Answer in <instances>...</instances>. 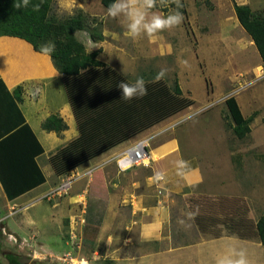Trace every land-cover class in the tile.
<instances>
[{
	"label": "crops",
	"instance_id": "1",
	"mask_svg": "<svg viewBox=\"0 0 264 264\" xmlns=\"http://www.w3.org/2000/svg\"><path fill=\"white\" fill-rule=\"evenodd\" d=\"M96 1L98 5L100 1ZM182 1L185 9L184 22L179 27L164 31L155 41L144 36L134 39L135 49H141V53L139 57H130L127 64L133 67L137 61H140L143 65L145 59L144 64L147 63V67L150 68L151 64L160 67V60L169 57L173 80L169 82L166 77L164 79L169 85L176 80L183 95L194 101L193 106L82 164L78 168L82 172L98 166L99 168L90 180L84 178L75 183L70 196L65 199L67 209L74 211L75 205L82 198L81 192L87 187V192L92 195L96 193L95 200L100 204L103 203L105 208L96 230L95 244L100 243L106 227L114 226L117 218H121L119 224L125 226V231H136V240L145 249L150 245H158L157 249L145 251L143 254L139 252L128 254L125 264H215L216 258L229 247L245 249L251 264H258L253 259L255 260L260 254L263 264V255L260 252L264 250L255 227L258 218L264 213L263 120L258 121L256 110L247 116L244 115V112L247 113L246 106L243 105V98L246 95H241L240 98L234 96L244 118L252 114L256 115L250 124L251 132L243 139L233 136L225 104L224 107L214 106L206 110L212 111L210 114V111L206 113L209 114L208 117L203 114L206 118L203 122L184 123L185 125L181 122L180 125V119L184 117V112L191 108L223 95L226 97L236 77L243 75L240 71L253 72L252 74L255 75L258 68L264 67L252 39L245 31L247 37L240 35V39L237 40L243 57L251 62V66H240L236 75H231L232 52L228 45L220 56L212 58L216 50L218 53L219 48L225 47L223 42L227 44V41L224 40L230 39L231 36L235 37L234 31L237 35L240 34L237 31L238 20L233 6L231 9L233 19L230 20V24L226 23L227 16L220 12L215 16L214 20L219 25L221 35L211 36L210 34L215 30L212 24L206 23L205 26L199 27L196 18L197 3L191 6L186 3L187 0ZM215 1L211 0V2ZM224 2L227 4V0ZM225 8L229 13V8L227 6ZM155 10L167 14L157 8ZM228 25L230 27L227 30ZM198 30H202L204 36L196 42V50H194L197 53L196 57L193 48L188 45V33L195 34ZM172 35L176 44L173 48L168 44V40L164 39V37L170 39ZM101 45L91 49L92 51L100 49L101 52L97 56L99 61H101L99 57L105 53L104 44ZM188 50L192 51L197 69L203 74L205 93L195 92L191 86V71L188 63L187 65L182 63L186 59L181 57L183 54L187 56ZM38 53L31 44L22 39L0 37V200H4L5 207L9 204L13 207L18 201L31 194L44 195L54 188V184H58L60 180L57 183L55 179L50 182V177L56 178V175L49 158L51 154L78 136L63 78L51 59ZM122 53L124 55L122 49L115 50L116 56ZM117 61L118 59L115 58L101 62L107 66L113 65L125 74L122 65ZM206 65L213 67L212 78L205 73ZM157 73L159 72L146 71L142 74L141 70L129 78L135 81L136 79L132 77L142 74L145 80ZM18 87L21 89L20 101H17L13 95V91ZM37 87L41 91L35 95L28 91ZM247 97L250 100L254 99L252 95ZM254 104L255 101L251 100L250 107ZM225 113L228 121L223 117ZM51 115H58L66 125V129L59 133L43 130L42 123ZM166 121L169 122L163 124ZM254 123L258 128L255 135H253ZM156 129L158 132L153 134L156 136L150 141L147 149L149 154L147 163L126 172H119L113 159L138 140L151 136ZM179 160L190 162L191 171L186 175L178 174L176 165ZM157 171L165 173L164 181L156 182L151 179ZM89 188L92 191H89ZM177 200L182 201L187 209L189 208V214L196 213L194 218L189 215L194 229L185 237L188 243L179 244L173 234L165 233V229L172 223V207ZM125 212L128 219L124 218ZM256 212L257 218L254 216ZM204 216L232 217L233 220L229 219L223 224L224 227L230 228L235 224L233 221L237 220L236 222L240 226L243 225L241 227L246 229L247 233L208 235L207 228L201 226L200 219ZM245 220L252 222L250 224ZM129 239L126 238L124 241L128 242ZM124 244L122 242L123 246ZM123 248L130 250L129 246ZM112 251L111 256L114 258L124 256L119 255L120 249Z\"/></svg>",
	"mask_w": 264,
	"mask_h": 264
},
{
	"label": "rangeland",
	"instance_id": "2",
	"mask_svg": "<svg viewBox=\"0 0 264 264\" xmlns=\"http://www.w3.org/2000/svg\"><path fill=\"white\" fill-rule=\"evenodd\" d=\"M172 1V4L166 6L164 13H168L169 11L176 8V0ZM96 2V0H54L51 15L56 17L57 19L62 20L75 15L79 10L82 11L89 18L90 26L92 28H96L98 32H101L104 41L101 43H94L90 40L87 32L84 31L75 33L77 39L85 45L88 52L92 51L91 49L99 47V45L102 46L101 44H104L105 53L102 54L99 59L105 62L106 60L108 61L109 59L113 60L117 58V62L122 65V69L125 70V74L128 76L122 73V70L118 69L117 67L113 65V67L111 65L108 66L117 70L128 80H130L129 76H134L141 70L142 74H144L146 71L160 72L163 69L166 70L165 77L169 82H171L173 80V76L172 72L170 71L171 62L169 57L160 60V67L154 64H151L150 68L147 67V63L146 65L144 64L146 62L145 59V62H142L143 65L140 63V61H137L133 67H131L130 64H127L130 57H139L141 49H135L136 45L134 44V39L128 37L123 19L108 17L106 14V9L101 5L100 2L98 3V5H96ZM181 2L183 1L179 0L180 4ZM186 3L191 6L197 3L198 8L196 18L199 27L205 26L206 23L212 24L213 27H215V30L210 34L211 36L221 35L219 25L214 20L215 16L219 12L224 16H227L226 23L230 24V20L233 19L231 13L233 3H246L250 6L253 12L264 14V0H227V4H225L224 0H216L215 2H211V0H187ZM225 6L229 8V13H227V8H225ZM155 9L153 11H156ZM157 10L159 9L157 8ZM178 10L180 11L181 7ZM184 20L185 19H183V22ZM236 25L239 27L237 31L240 34L237 35V33L234 31L233 35H235V37L233 38L235 39H233L231 36L230 39L224 40L227 41V44L223 42L225 47L219 48L218 53L215 49L216 53L212 57L214 58L215 56H220L224 52V48H228V45L232 52V57H230L231 75H236L240 66H251V62L243 57L244 55L243 53H241L242 51L238 42V40L240 39V35H243V37H247V34L244 32L238 22ZM229 27L230 25L227 26V30L229 29ZM229 33L232 34V32ZM202 36H204L202 30H198L195 34L188 33V45L193 48L194 53V50H196V42ZM164 39L168 40V44H170L172 48L176 46L173 41V35L170 39L166 37H164ZM121 49L124 51V55L122 53L121 55L119 54L118 56H116L115 50ZM136 50H138L139 52ZM186 55L187 56L183 54L181 55V57L184 60L186 59L188 68L191 71V86L193 88V91L205 93L206 88L203 74L197 69L196 59L194 58L192 51L188 50ZM195 56L197 57V53H195ZM212 68L213 67H209L208 65H206L204 68L205 73L209 74L211 78ZM240 73H242L245 77L246 86H244V88L242 89L236 88L237 84L240 82V79L236 77V80L235 82H233V85L229 91L230 93H233V96H238L239 98L241 95H246L244 96L245 98H243V105L246 106L247 113L244 112V115L247 116V114H250L251 112L256 110L258 121L259 119L260 121L262 119L264 122V78L254 84H251V80L254 77V75L252 74L253 72L243 73L242 71H240ZM142 74L134 78L132 77V79H136L137 77H144ZM241 82H244V80L241 79ZM170 85L173 86V84ZM229 94L226 95V97H224L223 95L222 97L212 99V101L191 108L189 111H185V114L183 115L184 117L180 119V125L184 123L195 124L205 121L206 118L203 114L205 113V116L208 117V115L212 111L209 110V112L206 110L210 108L212 109V107L214 106L224 107V100L229 97ZM247 95H252L254 97V99H251L255 101L254 106L250 107L251 100L249 97H247ZM219 100L220 102H218ZM240 105L242 106V104ZM207 112H209L208 115L206 114ZM226 115L227 113L223 114V117L225 121H228L225 118ZM168 122L166 121L163 124H166ZM256 123H254V125ZM256 125L255 127L253 126V135L258 132V128L256 127ZM162 126L160 125V127ZM157 130L158 129L154 130L155 132H152L151 135L158 132ZM79 167H76V169H71L68 173L61 176H57L54 172L56 178L50 177V182H53V180L55 179V182L57 183L63 176L68 175L72 170L79 171ZM56 185L57 184H54V186ZM93 185L94 183L91 184V188L93 187ZM73 186H75V184ZM72 189L67 195L53 200H48L46 198L41 199L45 194L41 196L31 194L18 201V203H16V205H14L13 207H11L10 204L8 205V207H5L3 204L4 200H0V264H70L69 259H65L64 256L67 257V255L70 253L73 255L68 243V239L70 232L74 226L78 229V232L80 230L82 234L81 247L77 251V253H74V257L78 259V263H81L80 260L84 259L88 264H125L128 254L132 255L135 252L143 254L145 251H150L151 249L158 248V245H150L147 247V249H145L144 246L136 240V231H125V226L123 224H119L121 222V218H117V223L114 226L106 227L100 243L95 244V235L97 232L96 230L99 224V220L101 219V215L103 214L105 209L104 204H100L95 200V191V194L92 195L90 192H87V187H85V191L81 192V200L75 205L76 208L72 212L70 211V209H67L68 207L65 201V199L70 196ZM90 190L92 191V189L89 188V191ZM188 209L182 201L177 200L172 207V223L167 227V229H165V233L173 234L176 237L175 241L179 244H182V242L188 243V240H186L187 238L185 237L186 235L191 234L192 230L194 229V227L191 225V220H189L190 217ZM258 210L260 211L261 209ZM209 211L207 213H209ZM124 216L125 219H128V217L126 216V212ZM254 216L255 218H257L258 213L256 212ZM229 219L233 220V218L229 216H225L224 218L204 216L200 220L202 222L201 226L203 225L204 227H206L208 230V235L211 236H217L218 234H233V232H237L238 234L247 233L245 232L246 229H243L241 227L243 225L240 226V224L236 222L237 220L233 221V224L234 222L235 224L230 228L224 227L223 224L227 223ZM181 221L183 223H181ZM245 221L249 222L250 224L252 222L251 220ZM126 238H130L128 242L124 241V239L126 240ZM122 242L125 243L124 246L122 245ZM126 246H129L130 250L128 248L124 250L123 247ZM119 249V255L124 256H119V258L112 257V250ZM260 253H262L263 255L264 264V252L261 250ZM253 261L261 264L262 260L260 254H258L255 260L253 259Z\"/></svg>",
	"mask_w": 264,
	"mask_h": 264
},
{
	"label": "trees",
	"instance_id": "3",
	"mask_svg": "<svg viewBox=\"0 0 264 264\" xmlns=\"http://www.w3.org/2000/svg\"><path fill=\"white\" fill-rule=\"evenodd\" d=\"M100 2L107 9L113 0ZM14 3L15 0H0V37L22 39L37 52L42 44H55L50 59L63 78L77 125L78 136L49 158L57 176L193 106L194 101L183 95L176 80L171 86L164 78L155 80L156 75L145 79L146 96L124 100L117 84L129 80L97 59L100 49L88 52L75 35L84 31L92 42L103 41L101 32L90 26L89 18L82 11L60 20L51 15L54 0H30L29 6L21 9L14 8ZM172 3L167 0L161 5L157 0V8L164 12ZM33 4H40V10L33 11ZM180 5V12L184 14V4ZM233 10L240 26L252 39L264 67V14L236 3H233ZM20 92L19 87L13 91L17 101L21 100ZM224 104L233 136L245 138L251 132L250 124L256 115L244 118L234 96L226 98ZM42 129L59 133L66 125L58 115H51L42 123ZM255 227L264 250V213Z\"/></svg>",
	"mask_w": 264,
	"mask_h": 264
},
{
	"label": "clouds",
	"instance_id": "4",
	"mask_svg": "<svg viewBox=\"0 0 264 264\" xmlns=\"http://www.w3.org/2000/svg\"><path fill=\"white\" fill-rule=\"evenodd\" d=\"M167 0H160V4H166ZM30 4V0H15L14 8H26ZM41 5L33 4V11H39ZM157 7V0H113L106 9V14L110 18H122L128 35L133 38L147 37L151 41L160 38V34L166 30L179 27L183 22V14L178 10L181 5L179 0H176V8L169 11L167 14L153 11ZM55 51V44L48 42L42 44L39 55L51 57ZM187 65V61H182ZM166 75V70H161L157 73L155 80L159 81ZM117 87L122 91V98L130 101L134 98H142L147 95L146 81L143 77H137L135 81L129 82L126 80L120 81ZM33 95L39 93L41 90L37 87L29 89ZM178 174L186 175L191 171L190 162L179 160L177 161ZM152 180L159 182L165 180L164 172H154ZM196 213L189 215L194 218ZM181 223H183L181 221ZM215 264H251L248 259L245 249H237L229 247L224 253L216 258Z\"/></svg>",
	"mask_w": 264,
	"mask_h": 264
},
{
	"label": "built area",
	"instance_id": "5",
	"mask_svg": "<svg viewBox=\"0 0 264 264\" xmlns=\"http://www.w3.org/2000/svg\"><path fill=\"white\" fill-rule=\"evenodd\" d=\"M259 69V70H258ZM258 73L254 75V77L251 80V84H254L258 82L259 80L264 78V68H258ZM240 79V82L237 84L236 88L242 89L244 86H246V80L243 75H239L238 77ZM241 79L244 80V82H241ZM235 92V90H234ZM233 93L231 92L229 96H233ZM228 98V97H227ZM156 135H151L144 137L137 142L134 143V145L126 148L122 153L117 155L113 161L116 164L119 172H126L134 167L145 165L149 159L148 154V147L150 144V141L155 137ZM99 168L94 167L90 169H86L83 172H79L77 170H72L68 175L63 176L59 183L49 190L41 199H48L53 200L59 197H62L64 195H67L70 190L72 189L73 185L81 179L86 178L87 180H90L94 174V172ZM69 246L71 248V251L73 255L70 253L64 258H68L70 264H88L87 261L80 260L81 263H78V259L74 257V253H77V251L81 247V240H82V234L81 231L74 226L70 232L69 239H68Z\"/></svg>",
	"mask_w": 264,
	"mask_h": 264
}]
</instances>
